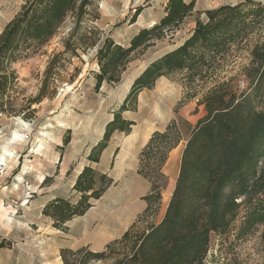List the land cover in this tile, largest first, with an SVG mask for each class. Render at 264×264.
I'll return each mask as SVG.
<instances>
[{"label":"rangeland","instance_id":"1","mask_svg":"<svg viewBox=\"0 0 264 264\" xmlns=\"http://www.w3.org/2000/svg\"><path fill=\"white\" fill-rule=\"evenodd\" d=\"M26 1L0 0V32ZM164 1L93 0L82 17L68 14L46 43L12 63L17 78L6 95L7 111L0 113V264H63V248L69 250V262L77 264L80 249L102 250L110 243L107 259L88 264H115L130 252L139 233L161 220L181 152L197 119L205 114L199 101L221 81L228 80L237 92L247 87L244 69L249 65L254 41H264V24L232 46L203 79L188 81L186 71L178 70L164 75L150 90L139 92L136 108L123 113L135 121L130 135L114 132L108 151L101 153L99 162L92 163L98 174L106 173L112 179L102 196L93 200L84 214L61 225L41 213L45 192L63 194L73 202L78 199L79 193L72 189L74 180L82 165L89 163L87 155L101 139L108 116L146 64L181 43L197 19H206L205 10L241 0H196L193 10L178 25L165 29L129 55L119 81H104L95 91L94 74L99 66L97 45L91 41L111 37L128 45L135 30L141 28L131 21L135 9L153 3L155 12L149 13L153 15L158 8L163 9ZM255 1L264 4V0ZM55 54L53 70L45 80ZM45 82V93L38 98ZM172 120L181 139L153 177L160 186V197L153 196L148 202L144 197L150 193L151 179L138 172L140 152L151 133L163 131ZM117 149L121 152L115 155ZM124 229L130 230V239L120 240L122 235L108 239ZM204 264H264L260 228L243 239H236L234 230L212 233Z\"/></svg>","mask_w":264,"mask_h":264},{"label":"trees","instance_id":"2","mask_svg":"<svg viewBox=\"0 0 264 264\" xmlns=\"http://www.w3.org/2000/svg\"><path fill=\"white\" fill-rule=\"evenodd\" d=\"M92 2L27 0L6 23L0 32V113L7 111L6 95L17 78L12 63L46 43L68 14L82 17ZM194 5L195 0H166L163 15L152 25L139 28L126 46L111 37L91 41L97 45L99 66L94 74V90L98 91L104 81H119L129 55L165 29L178 25ZM141 9H135L132 22ZM205 14L206 19H197L181 43L149 61L133 78L121 103L105 121L101 139L91 147L89 163L73 182L78 199L73 202L56 192L42 204L44 216L61 225L84 214L92 201L102 196L112 179L106 173L98 174L92 163L99 162L114 132L131 131L135 121L123 113L136 108L139 92L152 87L159 77L178 70L186 71L188 81L203 79L232 46L264 24V4L255 0L222 4L205 10ZM69 47L65 41V48ZM56 56L48 63L45 80ZM243 75L247 87L241 92L234 91L228 80L221 81L199 101L205 114L197 119L181 152L178 174L161 220L139 233L130 252L115 264H204L211 234L232 230L236 239H243L260 228L264 246V41H254ZM45 85L38 98L44 95ZM180 139L172 120L163 131H153L141 150L138 172L151 179L150 193L144 197L148 202L153 196L160 197V186L153 177ZM130 234L126 230L120 240L130 239ZM110 247L111 243L102 250L80 249L77 264L107 259ZM68 252L67 248L61 249L63 264H71Z\"/></svg>","mask_w":264,"mask_h":264},{"label":"crops","instance_id":"3","mask_svg":"<svg viewBox=\"0 0 264 264\" xmlns=\"http://www.w3.org/2000/svg\"><path fill=\"white\" fill-rule=\"evenodd\" d=\"M186 1H189V0H186ZM195 1H196V0H195ZM165 2H166V0H165L164 3H163V9H159V8H158V10L156 11V14H153V15L149 14V13L151 12V10L155 12V10H154L155 5H154L153 3L148 4L146 7H143V8L140 10V12L138 13V16H137V18H136V21H134L133 23L138 24L140 27L151 25L152 23H154L156 20H158V19L163 15V13H164V4H165ZM139 20H140L141 22H139ZM137 30H138V28L135 30V32H136ZM135 32H134V33H135ZM117 42H118V41H117ZM162 77H163V76L159 77L155 83H157L158 81H160V78H162ZM128 85H129V84H128ZM147 90H150V88H147ZM130 133H131V132H130ZM130 133L127 134L126 136H129ZM116 147H117V146H116ZM106 151H108V147L105 149L104 152H106ZM118 152L120 153L121 150H120V149H117L115 155H117ZM108 154H109V152H108ZM83 165H84V164H83ZM83 165H82V167H83ZM52 194H54V193H53V192H50V193L45 192V193L43 194L45 197L43 198V202L41 203V206H42V204L46 201V199H47L48 197H50ZM125 231H126V229L122 230L119 234H114V235L108 237V239L111 240V239H113V238H118V237H119L120 235H122ZM85 243H86V242H85ZM84 245H85V244H84ZM99 250H101V249H99Z\"/></svg>","mask_w":264,"mask_h":264},{"label":"bare ground","instance_id":"4","mask_svg":"<svg viewBox=\"0 0 264 264\" xmlns=\"http://www.w3.org/2000/svg\"><path fill=\"white\" fill-rule=\"evenodd\" d=\"M0 208H1V206H0ZM2 215H3V214H2ZM2 215H1V216H2Z\"/></svg>","mask_w":264,"mask_h":264}]
</instances>
